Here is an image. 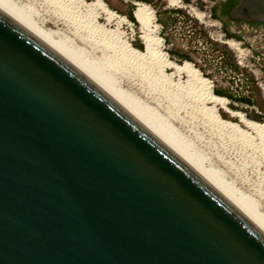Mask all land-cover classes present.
<instances>
[{
	"label": "water",
	"instance_id": "water-1",
	"mask_svg": "<svg viewBox=\"0 0 264 264\" xmlns=\"http://www.w3.org/2000/svg\"><path fill=\"white\" fill-rule=\"evenodd\" d=\"M0 264H264V232L0 5Z\"/></svg>",
	"mask_w": 264,
	"mask_h": 264
},
{
	"label": "rangeland",
	"instance_id": "rangeland-1",
	"mask_svg": "<svg viewBox=\"0 0 264 264\" xmlns=\"http://www.w3.org/2000/svg\"><path fill=\"white\" fill-rule=\"evenodd\" d=\"M9 1L17 10L31 17L41 30L51 32L55 40L63 42L87 65L100 71L113 86L128 93V97L137 102L136 105L143 106V109L149 110L148 113L151 111L150 115L154 114V118L172 130V134L180 138L194 155L201 157L199 160L205 168L216 171L264 217V157L258 148H248L236 138L228 137L211 126L202 115L193 113L196 115L193 118L192 112L200 104L211 107L199 95L200 88L194 78L189 79L182 73L172 76L173 82L178 81L183 86L189 83L187 87L190 85L193 97L181 94L179 99L183 101L177 97L170 103L169 96L160 91V86L150 89L138 79L132 63L119 58L113 51L116 47L112 42L118 36L117 41L143 51L137 21L134 25L123 13L130 5L133 6V14L138 3L148 5L153 12L156 35L161 39L160 51L178 65L185 61L191 63L200 77L210 82L212 94L224 98L223 105L215 106L219 117L238 124L248 131L253 143H257L258 137L242 125L237 114L249 121L264 123V120L254 118V115L264 116V24L215 18L212 14L216 13L223 0H101L105 8L115 13V17L107 20L102 12L94 11L97 13L95 25L101 27L100 31L104 28L112 34V46L109 48L99 42L102 39L87 33L82 23L74 22L67 12H61L52 1ZM77 10L84 11L82 6H78ZM118 17H123V20H118ZM165 73L170 74L171 69L165 68ZM214 88L227 91L230 98L215 94Z\"/></svg>",
	"mask_w": 264,
	"mask_h": 264
},
{
	"label": "bare ground",
	"instance_id": "bare-ground-1",
	"mask_svg": "<svg viewBox=\"0 0 264 264\" xmlns=\"http://www.w3.org/2000/svg\"><path fill=\"white\" fill-rule=\"evenodd\" d=\"M49 1L55 3L59 7L61 12H67L69 14V17H71L74 22L82 23L84 25L83 28L87 33H92L97 39H102L99 42L103 43L105 47L112 46L111 32L104 31V28H102L100 31L101 27L95 25V17L98 12H102L107 20L115 17V13L105 8L101 0H92L90 2H85L83 0ZM0 5L10 13H12L15 17H17L20 21H22L25 25H27L30 29H32L35 33H37L40 37L47 41L50 45H52L56 50H58L71 64H73L79 71H81L90 80L97 84L104 92H106L125 110H127L134 118L142 123V125H144L150 132H152L170 149H172L182 160L190 165L203 178H205L210 184H212L221 194H223L234 206H236L250 221L254 223V225H256L262 232H264L263 215H261L256 210V208L253 207V205H250L249 201H247L248 199L242 196L237 191V189L230 185L228 181L218 176L219 174L217 175V173H215L216 171L211 170V168H205L203 166L202 160H199V158L201 157H197V155H194V153H192L187 148L186 144L183 143L180 138H178L174 133L172 134V130H169L168 127L166 128L162 121L159 122L157 121L158 119L156 120L154 118V114L150 115L149 113H151V111L148 113L147 111L149 110H146L145 108L143 109V106L140 107V105H136V101L133 98V102L130 97H128V93L125 94V91L123 92L122 90L116 88L115 85L114 87L113 83L108 80L107 77L99 73L100 71L98 72L96 69L94 70V67L89 66L90 64L87 65V63L84 62L85 60L81 59V56H76V52H73V50L66 47L63 42L55 40L52 37L51 32L41 30L37 26V24L31 20V17H29L27 14H24L22 11L17 10L9 0H0ZM78 6H82L84 11L80 12L79 10H77ZM95 10H98L97 13L94 12ZM134 17L138 23L139 38L141 39L144 47L143 51H138L132 48L126 42L117 41L116 39L118 36L116 37V39H114V37V40L112 42H114L115 44L113 45L114 48L116 47L115 49L113 48V51H116L117 55L120 56L119 58L132 63V68L138 79L144 82L145 85L150 89H154L155 86H160V91H162L163 94L169 96L168 102L172 103L175 98L178 97L177 99H179V96H181V94H184V96H186L187 98L190 96L193 97L192 91L190 92V85L189 87H187L189 83L187 84V86H183L178 81L173 82L171 80L172 76H179V74L182 73L187 77H190L189 79L192 78L193 80L194 78V81H197L196 86L199 85L200 88L199 93L201 94L199 95L202 97V100L204 102L210 103L211 107L207 108L204 106L205 104H200L201 106L197 109L195 108V111L192 112L193 118L195 114L202 115L204 118H206L210 125L216 128L218 131L227 134L230 138H236L242 144L245 143V145H248V148H258L260 153L263 155L262 157H264V123L259 124L256 122H252L245 119L241 114H237L239 115V121L242 123V125H244L246 129L254 132L258 137L259 141L257 143L255 142V144L253 143L252 137L248 134V131L242 129L238 124L220 118L215 111V106L223 105L224 98L212 94L210 82L206 79L201 78L198 71L194 69L191 63L185 61L181 65H178L168 60L165 57L164 53L160 51L161 39L156 35L157 27L154 24V16L150 7H148V5L144 3H138L134 11ZM118 20H123V17H118ZM231 45L236 47L235 44ZM130 66L131 65L129 64V67ZM165 68H170L171 73L166 75ZM191 85L193 86V84ZM186 87L189 89H187ZM197 94H195V96ZM193 113L195 114L193 115Z\"/></svg>",
	"mask_w": 264,
	"mask_h": 264
},
{
	"label": "trees",
	"instance_id": "trees-1",
	"mask_svg": "<svg viewBox=\"0 0 264 264\" xmlns=\"http://www.w3.org/2000/svg\"><path fill=\"white\" fill-rule=\"evenodd\" d=\"M141 1H145V2H149V0H141ZM232 1V0H231ZM236 0H233L232 2H230L231 4L232 3H234ZM107 2V1H106ZM222 3H224V2H221L219 5H221ZM230 4V5H231ZM228 9V8H227ZM226 12H227V10H226ZM124 15H125V17L129 20V21H131L134 25L136 24V19H135V17L133 16L134 14H133V6L132 5H130L129 7H127V9L124 11V13H123ZM215 18H217L218 19V15L216 14V13H213L212 14ZM139 47H140V45H138ZM213 92L215 93V94H218V95H221V96H225V97H227V98H230V95L227 93V91H225V90H220V89H217V88H214L213 89ZM240 100H243L244 102H249L248 100H246V99H240ZM228 105L230 106V107H232V105L231 104H229L228 103ZM254 118H256V119H258V120H264V116H262V115H254Z\"/></svg>",
	"mask_w": 264,
	"mask_h": 264
},
{
	"label": "flooded vegetation",
	"instance_id": "flooded-vegetation-1",
	"mask_svg": "<svg viewBox=\"0 0 264 264\" xmlns=\"http://www.w3.org/2000/svg\"><path fill=\"white\" fill-rule=\"evenodd\" d=\"M232 1L231 0H223L222 2H224V3H222L221 5L218 6V8L216 10V14L218 15L219 20L224 21L225 19H227L228 21H233V20L228 18L227 12H226V10L228 11V9L236 2L235 1L234 3L231 4L230 2H232ZM249 23L253 24V25L264 24V23H260V22H249Z\"/></svg>",
	"mask_w": 264,
	"mask_h": 264
}]
</instances>
